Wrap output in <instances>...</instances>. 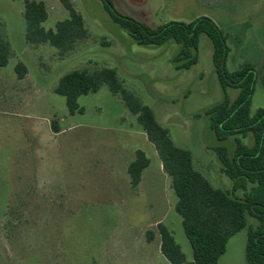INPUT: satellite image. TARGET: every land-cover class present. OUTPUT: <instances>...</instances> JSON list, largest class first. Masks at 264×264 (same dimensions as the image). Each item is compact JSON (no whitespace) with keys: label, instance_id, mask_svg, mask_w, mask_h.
<instances>
[{"label":"rangeland","instance_id":"1","mask_svg":"<svg viewBox=\"0 0 264 264\" xmlns=\"http://www.w3.org/2000/svg\"><path fill=\"white\" fill-rule=\"evenodd\" d=\"M31 1L45 7L46 32L69 18L60 0ZM24 2L0 0V22L11 50L7 65L0 67V264H169L160 252L159 224L191 262L171 180L136 118L106 87L79 97L82 112L71 114L55 88L73 71L115 70L173 144L191 153L194 169L212 187L230 191L231 181L214 152L219 143L208 127L207 112L223 98L209 39L200 36L196 65L177 70L172 61L178 45L140 46L111 21L99 0H70L87 39L61 58L47 44L26 41ZM113 3L150 28L208 17L228 35V70L244 63L259 70L264 64V0ZM236 95L227 91L230 101ZM257 109H264L259 84L251 112ZM236 137L252 143L250 135ZM222 144L231 150L233 138ZM138 150L149 166L133 188L127 167ZM243 194L235 192L239 198ZM255 224L247 218L248 226ZM245 240L246 228L229 239L218 264H246Z\"/></svg>","mask_w":264,"mask_h":264},{"label":"trees","instance_id":"2","mask_svg":"<svg viewBox=\"0 0 264 264\" xmlns=\"http://www.w3.org/2000/svg\"><path fill=\"white\" fill-rule=\"evenodd\" d=\"M99 1L111 21L136 44L160 47L171 41L178 45L180 49L172 61L177 70H189L196 65L200 36L209 39L213 71L223 98L207 112L208 127L219 143L214 152L224 174L231 181V190L212 187L194 169L191 153L173 144L168 130L156 122L148 106L123 87L115 70L73 71L61 78L55 93L64 98L67 110L74 114L82 112L77 102L79 97L95 94L106 87L136 118L147 141L153 146L163 172L171 180V189L176 196L174 209L181 218L184 235L192 250V260L186 262L172 234L165 226L157 225L160 252L169 264H218L226 252L229 239L245 228V263L264 264V109L251 112L256 86L259 84L264 88V64L259 70L244 63L238 69L229 71L228 35L208 17L200 16L188 23L169 21L150 28L118 11L113 0ZM60 2L68 11L69 18L58 23L55 31L46 32L42 27L47 13L41 2L25 0L23 19L25 39L29 44H47L64 58L78 42L87 39V32L70 0ZM10 55V46L0 22V67L7 65ZM228 90L237 91L233 101L227 96ZM249 135L252 139L250 146L236 137ZM230 138L234 141L231 150L222 144ZM148 166L146 155L136 151L134 160L127 167L133 188L138 186L142 172ZM238 190L244 192L242 198L235 196ZM247 218L255 220L256 224L248 226ZM147 235L150 241L152 233L148 232Z\"/></svg>","mask_w":264,"mask_h":264},{"label":"crops","instance_id":"3","mask_svg":"<svg viewBox=\"0 0 264 264\" xmlns=\"http://www.w3.org/2000/svg\"><path fill=\"white\" fill-rule=\"evenodd\" d=\"M230 71V70H229Z\"/></svg>","mask_w":264,"mask_h":264}]
</instances>
